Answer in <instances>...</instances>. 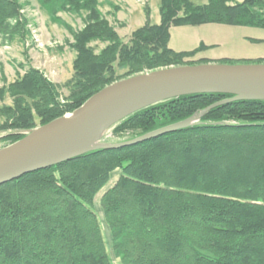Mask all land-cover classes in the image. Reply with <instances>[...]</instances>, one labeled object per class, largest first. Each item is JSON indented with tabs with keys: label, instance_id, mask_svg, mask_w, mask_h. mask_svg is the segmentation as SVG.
<instances>
[{
	"label": "trees",
	"instance_id": "obj_1",
	"mask_svg": "<svg viewBox=\"0 0 264 264\" xmlns=\"http://www.w3.org/2000/svg\"><path fill=\"white\" fill-rule=\"evenodd\" d=\"M20 2L0 0L2 36H27ZM64 3L74 13H87L85 28L74 36L69 95L63 104L39 70L15 82L9 89L13 106L0 110L6 122L0 130H16L15 143L25 137L19 131L34 129L37 119L44 126L71 114L114 83L210 64L188 62L204 45L173 51V27L264 29V0H207L203 6L160 0V24L147 23L125 44L96 0ZM93 42L107 47L97 55ZM217 64H264V59ZM232 98L187 96L147 108L117 124L116 131L139 138L213 107L189 128L91 152L1 186L0 264H114L107 245L120 264H264V101L229 102ZM117 171L120 177L107 189ZM101 193L100 216L95 203Z\"/></svg>",
	"mask_w": 264,
	"mask_h": 264
},
{
	"label": "rangeland",
	"instance_id": "obj_2",
	"mask_svg": "<svg viewBox=\"0 0 264 264\" xmlns=\"http://www.w3.org/2000/svg\"><path fill=\"white\" fill-rule=\"evenodd\" d=\"M96 1L101 16L115 29L125 44L129 43L134 32L147 23L159 25L161 22L160 0ZM191 1L196 5L207 4V0ZM243 1L233 0L234 3ZM20 4L23 19L27 24L25 29L28 32L27 36L25 35L24 39L19 35L8 38L0 34V110L13 106L14 101L9 89L31 69L42 72L56 86L64 104L69 95L68 86L74 75V61L77 55L73 49L74 36L85 28L87 13H74L64 0L43 2L21 0ZM170 34L169 47L178 53L195 51L204 45L206 49L200 53L208 52L205 57L214 60L210 64H217L224 59L232 61L264 59V29L208 24L199 27H173ZM90 47L98 55L107 44L93 42ZM196 56L188 62L196 64L200 61L209 62L208 59H196ZM123 73L118 71V75ZM4 123L5 118L0 116V127ZM35 123L34 129L19 131V135L24 136L41 127L38 119ZM15 134L16 130L12 128L0 130V151L15 143L16 140L12 138ZM133 139H136L133 132H117L114 126L102 135L99 143L118 145ZM119 177L120 171L115 172L107 189L112 187ZM102 193L95 203V210L100 216ZM102 227L105 239L109 240L108 229L104 225ZM107 251L114 264H120V260L113 256L110 245H107Z\"/></svg>",
	"mask_w": 264,
	"mask_h": 264
},
{
	"label": "water",
	"instance_id": "obj_3",
	"mask_svg": "<svg viewBox=\"0 0 264 264\" xmlns=\"http://www.w3.org/2000/svg\"><path fill=\"white\" fill-rule=\"evenodd\" d=\"M221 94L229 102L264 101V64L172 67L114 83L71 115L41 126L0 151V187L99 150L135 146L189 128L213 107L190 119L118 145L102 135L147 108L187 96ZM215 107V106H214Z\"/></svg>",
	"mask_w": 264,
	"mask_h": 264
},
{
	"label": "crops",
	"instance_id": "obj_4",
	"mask_svg": "<svg viewBox=\"0 0 264 264\" xmlns=\"http://www.w3.org/2000/svg\"><path fill=\"white\" fill-rule=\"evenodd\" d=\"M206 46H209V45H207L206 44ZM173 50V49H172ZM174 51V50H173ZM176 52V51H175ZM178 53V52H177ZM180 53V52H179ZM208 52H204V53H199V54H197V58L196 59H208V58H206L205 56H206V54H207ZM224 60H226V59H224ZM227 60H229V59H227ZM208 61L209 62H212V61H214V60H210V59H208Z\"/></svg>",
	"mask_w": 264,
	"mask_h": 264
},
{
	"label": "bare ground",
	"instance_id": "obj_5",
	"mask_svg": "<svg viewBox=\"0 0 264 264\" xmlns=\"http://www.w3.org/2000/svg\"><path fill=\"white\" fill-rule=\"evenodd\" d=\"M67 116V115H66ZM65 117V116H64ZM63 118V117H62Z\"/></svg>",
	"mask_w": 264,
	"mask_h": 264
}]
</instances>
